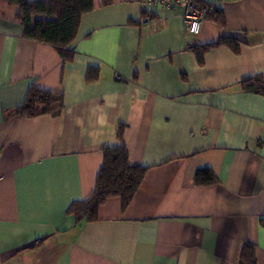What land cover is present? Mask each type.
Listing matches in <instances>:
<instances>
[{
	"label": "crops",
	"instance_id": "0c3cea01",
	"mask_svg": "<svg viewBox=\"0 0 264 264\" xmlns=\"http://www.w3.org/2000/svg\"><path fill=\"white\" fill-rule=\"evenodd\" d=\"M196 1L225 22L211 12L187 38L184 3L94 0L64 59L0 0V264H243L246 243L264 264V91L243 84L264 83V0ZM222 37L239 50L200 62L189 47ZM33 85L62 94V112L5 117ZM121 145L148 167L141 187L125 209L112 196L78 222L70 205ZM203 168L215 183H195Z\"/></svg>",
	"mask_w": 264,
	"mask_h": 264
},
{
	"label": "trees",
	"instance_id": "16d2710c",
	"mask_svg": "<svg viewBox=\"0 0 264 264\" xmlns=\"http://www.w3.org/2000/svg\"><path fill=\"white\" fill-rule=\"evenodd\" d=\"M19 7L17 18L23 25L25 36L37 42L54 47L64 58L72 57L74 50L71 45L76 39L83 14L94 9V0H8ZM111 0H106L109 3ZM199 6L207 7L206 15L215 13L218 21L225 22L223 11L202 1H196ZM208 5V6H207ZM219 45L231 46L239 50L238 43L232 38L222 37L217 42L197 46L190 45L198 56L199 61H204V54L209 48ZM188 47V48H189ZM98 78V69L90 67L87 80L95 81ZM245 91H264V83L260 79L252 78L243 82ZM64 108L62 94L50 92L33 85L29 88L22 105L5 108V117L25 116L34 117L43 114L58 115ZM125 126L118 128V137L123 138ZM148 167L131 165L129 154L124 145L111 146L104 149V164L97 175L96 186L92 194L83 200L73 202L69 212L78 222H90L99 218L100 206L112 196L122 199L125 209L133 200L144 178ZM216 182V176L209 168L198 169L195 183L199 186L210 185ZM243 264H254V245L245 244L240 256Z\"/></svg>",
	"mask_w": 264,
	"mask_h": 264
},
{
	"label": "built area",
	"instance_id": "2783aa9c",
	"mask_svg": "<svg viewBox=\"0 0 264 264\" xmlns=\"http://www.w3.org/2000/svg\"><path fill=\"white\" fill-rule=\"evenodd\" d=\"M155 2L156 0H149ZM160 2L168 7L175 8L178 4H185L184 24L186 37H192L200 33L203 19H205L207 7L199 6L196 0H160Z\"/></svg>",
	"mask_w": 264,
	"mask_h": 264
}]
</instances>
